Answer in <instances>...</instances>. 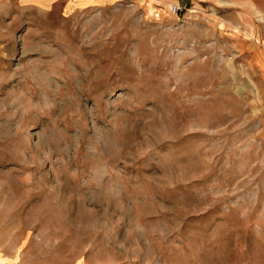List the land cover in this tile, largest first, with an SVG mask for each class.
Segmentation results:
<instances>
[{
    "label": "rangeland",
    "instance_id": "374dc122",
    "mask_svg": "<svg viewBox=\"0 0 264 264\" xmlns=\"http://www.w3.org/2000/svg\"><path fill=\"white\" fill-rule=\"evenodd\" d=\"M224 2L0 0V261L264 264V80Z\"/></svg>",
    "mask_w": 264,
    "mask_h": 264
},
{
    "label": "crops",
    "instance_id": "0c3cea01",
    "mask_svg": "<svg viewBox=\"0 0 264 264\" xmlns=\"http://www.w3.org/2000/svg\"><path fill=\"white\" fill-rule=\"evenodd\" d=\"M215 8L223 13V25L243 30L257 44L256 60L264 80V0H225ZM0 264L8 263L1 260Z\"/></svg>",
    "mask_w": 264,
    "mask_h": 264
},
{
    "label": "built area",
    "instance_id": "2783aa9c",
    "mask_svg": "<svg viewBox=\"0 0 264 264\" xmlns=\"http://www.w3.org/2000/svg\"><path fill=\"white\" fill-rule=\"evenodd\" d=\"M177 11H178V7L174 5L173 8H172V12L176 13Z\"/></svg>",
    "mask_w": 264,
    "mask_h": 264
},
{
    "label": "bare ground",
    "instance_id": "6f19581e",
    "mask_svg": "<svg viewBox=\"0 0 264 264\" xmlns=\"http://www.w3.org/2000/svg\"><path fill=\"white\" fill-rule=\"evenodd\" d=\"M36 1H39V0H36Z\"/></svg>",
    "mask_w": 264,
    "mask_h": 264
}]
</instances>
